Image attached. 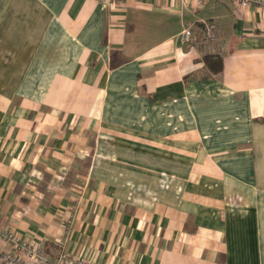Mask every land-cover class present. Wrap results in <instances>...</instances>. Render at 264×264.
Segmentation results:
<instances>
[{
	"label": "crops",
	"instance_id": "1",
	"mask_svg": "<svg viewBox=\"0 0 264 264\" xmlns=\"http://www.w3.org/2000/svg\"><path fill=\"white\" fill-rule=\"evenodd\" d=\"M0 227L51 260L264 264V9L0 0Z\"/></svg>",
	"mask_w": 264,
	"mask_h": 264
},
{
	"label": "built area",
	"instance_id": "2",
	"mask_svg": "<svg viewBox=\"0 0 264 264\" xmlns=\"http://www.w3.org/2000/svg\"><path fill=\"white\" fill-rule=\"evenodd\" d=\"M114 1V0H106ZM201 0H199L200 2ZM240 7L259 6L264 9V0H231ZM216 25L214 21H208L204 27V37L208 41H213L216 38ZM193 38V33L189 27L182 31V39L190 41ZM70 220L64 223L65 231H68ZM63 238L60 239V245L63 243ZM0 264H101L95 260H90L83 257H76L61 248L54 257L50 259L48 255L42 251L37 245L30 240L21 237L18 233L12 230H6L0 227Z\"/></svg>",
	"mask_w": 264,
	"mask_h": 264
},
{
	"label": "trees",
	"instance_id": "3",
	"mask_svg": "<svg viewBox=\"0 0 264 264\" xmlns=\"http://www.w3.org/2000/svg\"><path fill=\"white\" fill-rule=\"evenodd\" d=\"M220 59L216 56V57H213V56H206L205 57V61L207 63H210L211 67L214 69V70H218L220 68V64L218 66V64H214V62H217L219 61Z\"/></svg>",
	"mask_w": 264,
	"mask_h": 264
}]
</instances>
